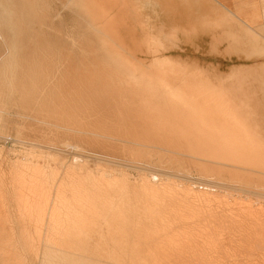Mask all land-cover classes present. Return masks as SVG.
<instances>
[{
  "label": "rangeland",
  "instance_id": "obj_1",
  "mask_svg": "<svg viewBox=\"0 0 264 264\" xmlns=\"http://www.w3.org/2000/svg\"><path fill=\"white\" fill-rule=\"evenodd\" d=\"M131 5V0H0V18L15 31V42L12 31H4L10 50L0 35V58L10 64L11 84L0 96V264H264L263 242L238 198L202 186L217 183L213 176L220 177L217 185H228L225 173L198 168L184 141L159 140L149 132L173 127L168 106H180L184 116L186 105L193 104L167 99L180 93L176 85L161 83L157 61L201 81L205 93L221 97L213 104L225 105L234 116L223 84L235 74L246 77L243 95L252 106L246 119L255 126H243L264 146V69L244 71L241 65L254 62L238 60L237 53L223 58L217 46L172 44L142 13L127 12ZM231 47L228 51L238 50ZM113 57L130 66L141 89H121ZM28 87L35 92H26ZM61 101L62 115L54 112ZM160 141L180 156L170 159L145 146ZM21 144L53 151L64 159L59 170L85 177L61 188L62 203L54 211L32 206L41 202V191H25L17 183L11 166ZM83 159L93 166L91 182ZM239 166L256 172L238 170V176L264 189L259 173L264 168ZM121 169L127 174L120 175ZM148 171L164 175L155 179L163 182L150 184L138 174L149 176ZM19 192L28 202L21 203Z\"/></svg>",
  "mask_w": 264,
  "mask_h": 264
},
{
  "label": "bare ground",
  "instance_id": "obj_2",
  "mask_svg": "<svg viewBox=\"0 0 264 264\" xmlns=\"http://www.w3.org/2000/svg\"><path fill=\"white\" fill-rule=\"evenodd\" d=\"M3 20L4 19L0 18V35L3 41V45H5L7 50H10L7 44H5L7 43V41L4 42L5 39L4 31L5 30H7L8 32L12 31L11 34L12 36H14L12 42H15V33H14L15 31L6 27L5 22ZM119 58L120 57L117 58L113 57L112 62L115 64L116 68L119 71H121V79L123 81V87H121V89L125 90V92L127 93L130 92L131 90L133 91V89L135 88L141 89L143 86L142 81L134 77L133 72H131L130 66L126 62H124L123 59H119ZM156 63L158 65L157 75L160 77L161 83H163L164 85L165 84L176 85L178 87L177 90L180 93V96L178 95L174 97L172 95L173 97L170 96L167 99L189 101V102H193V104L186 105V110H185L186 112L184 116L178 110V107L180 106L178 105L168 106L167 119L170 118L171 121H173L172 123H170V125H172L173 127L168 129L162 128L158 130L154 128L149 132H153L157 134L159 140L160 139L172 140L176 138L182 140V142L184 141L186 143L185 144L187 147L186 149H188L190 153L188 157L191 159V161L194 160L198 168L202 170L209 169L210 172L211 171L214 173L216 172L217 174L225 173V175L228 177L227 180H229L228 185L226 186L217 185V184L220 185L222 184L218 183L220 182L218 180L220 177H215V176H213V178H215L218 181L217 183L207 181L205 183L202 182L203 185L202 184L201 185L205 187L222 188L223 190H225L222 195L227 196V198L229 197L232 198L234 196L237 197L238 199L237 200L235 199L236 201H238L237 206L239 207L240 211L243 214H245L249 220L252 221L254 228V236L257 238V240H261L264 245L263 185L262 183L258 184L257 183L258 181L255 183L254 181L246 179V177L244 178L241 177V175L239 176L237 175L238 170H242L245 172L248 170L249 174L256 172L253 169L240 167L239 166L240 163H244V166H247V164L251 163L254 165H259L260 167L264 168V150H263L264 146L254 140V138L248 133L245 126H243V124H238V119L232 114L230 110L225 109L226 108L225 105L222 106L221 104L220 105L213 104L214 102L221 100V97L208 95L207 93H205L204 89L201 88L202 87L201 81H198L191 76L182 75V73L178 72V70H176L174 67L166 65L167 63L163 64L157 61ZM9 68H10V64L9 65L8 63L3 64L1 57L0 58V96L4 91V89H6V87H11L8 78ZM25 90L29 94L35 92V89L33 87L31 88L28 87ZM55 97H57V95H55ZM64 107H65V103L61 101L59 103V106H57L56 108L54 107V112L60 109L59 114L62 115ZM74 116L78 117L77 114ZM170 134H173L174 137L170 136ZM147 135H149V133ZM153 139L155 140L156 138ZM147 143H149L145 145L147 147H154L160 151L169 153L170 159L174 158L173 156L176 155L180 156L179 154H181L175 151L172 145L167 143L165 144V142L162 141H160V143L159 142L157 143L147 142ZM20 146L23 149H21L22 151L19 154L17 153L18 158H16V160L13 161L11 167L14 169L15 174L18 176L17 183L22 189H24L25 191H29L28 189L33 188L34 190L41 191V202L31 203L32 206L36 207V209L39 205H41L40 209L38 210L47 208V209H51V211H54L55 207L58 206L60 203H62V200L59 198V193L61 192V188H63V186L66 183L73 181L77 184H81L85 181V177L83 178L78 175L77 176L68 175L67 170L69 168L66 170H59L58 163L59 164L63 163L64 159H60L58 155L53 151L49 150L50 152L46 153V151H42V148L37 149V147L35 148L33 146L25 145V144L24 145L21 144ZM138 156L143 157L140 154ZM72 161L76 162L78 161V159H72ZM54 162H56V164L55 166L52 167L51 164H53ZM82 164L89 170V171L87 170L89 175L88 181L91 182L92 179L90 175L93 173L89 167L92 168L93 166L92 165L91 166L88 165L89 167L86 166L87 164L85 163V161ZM79 165L81 164H78V166ZM103 169L104 168H102V170ZM117 172H119L120 175L127 174L123 169L118 170ZM143 172L138 174L142 175L144 180H146L150 184L158 185L163 182L161 181L158 183L155 181V179L164 177V175H154V173L148 171V173L150 174L149 176L154 177V179L152 180L151 177L147 175V173L144 174ZM259 173L261 175H264V172H259ZM168 179L170 181H175V177L174 179L173 178L170 179V177ZM223 180H226V178L224 177ZM213 183L216 184L213 185ZM255 186H259V189L256 188ZM228 187H230L231 189H235V188L239 189L242 192L244 191V193L247 192L252 193L253 198L255 199L253 200L251 195L250 194L248 195V193L247 195H242L238 192L232 193L233 191H231V189ZM228 189H230V191ZM23 193L19 192V196L21 199L20 201L21 203H26L27 199L23 196L24 195ZM263 251H264V247H263Z\"/></svg>",
  "mask_w": 264,
  "mask_h": 264
},
{
  "label": "crops",
  "instance_id": "obj_3",
  "mask_svg": "<svg viewBox=\"0 0 264 264\" xmlns=\"http://www.w3.org/2000/svg\"><path fill=\"white\" fill-rule=\"evenodd\" d=\"M131 4L127 12L142 13L143 21L161 36L172 38V44L217 46L223 58L237 53L238 60L254 62L241 65L244 71L253 66L264 69V0H131ZM231 45L238 50L228 51ZM229 81L223 86L238 124L255 126L246 119L252 108L243 95L246 77L235 74Z\"/></svg>",
  "mask_w": 264,
  "mask_h": 264
}]
</instances>
